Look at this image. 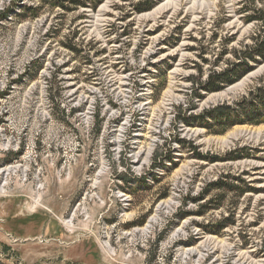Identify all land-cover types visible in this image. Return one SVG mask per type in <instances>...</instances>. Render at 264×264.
<instances>
[{"label":"rangeland","instance_id":"rangeland-1","mask_svg":"<svg viewBox=\"0 0 264 264\" xmlns=\"http://www.w3.org/2000/svg\"><path fill=\"white\" fill-rule=\"evenodd\" d=\"M99 1L0 0V264H264V63L197 95L264 0Z\"/></svg>","mask_w":264,"mask_h":264},{"label":"trees","instance_id":"trees-1","mask_svg":"<svg viewBox=\"0 0 264 264\" xmlns=\"http://www.w3.org/2000/svg\"><path fill=\"white\" fill-rule=\"evenodd\" d=\"M65 1L71 2L74 0H55L54 5L68 10L63 4ZM140 5L144 7H140L138 9L139 12L150 10L154 6L153 2L149 4L148 0L143 1ZM247 20L257 22L260 25L252 37V43L235 51L234 62L220 71H212L209 74L202 87L204 93H197L199 98H204V95L207 93L218 92L224 87L238 82L254 67L248 65L249 62H253L255 66L264 63V8L257 9L255 15H250ZM199 118H202L200 125L209 131L214 126L222 128V132H225L236 124L246 122L257 125L264 124V80L250 90L248 95L243 96L241 100L232 104L223 103L216 105L203 112ZM186 123L190 124L188 121ZM228 225L229 223L225 221V223L221 224V227L223 228Z\"/></svg>","mask_w":264,"mask_h":264}]
</instances>
